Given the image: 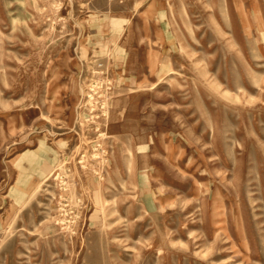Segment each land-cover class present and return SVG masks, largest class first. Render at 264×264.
<instances>
[{
  "label": "rangeland",
  "instance_id": "obj_1",
  "mask_svg": "<svg viewBox=\"0 0 264 264\" xmlns=\"http://www.w3.org/2000/svg\"><path fill=\"white\" fill-rule=\"evenodd\" d=\"M0 264H264V0H0Z\"/></svg>",
  "mask_w": 264,
  "mask_h": 264
}]
</instances>
